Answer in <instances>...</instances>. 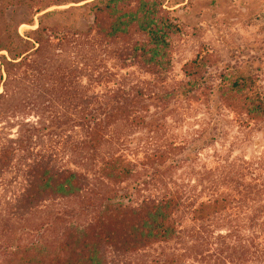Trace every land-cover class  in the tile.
<instances>
[{
  "label": "rangeland",
  "instance_id": "1",
  "mask_svg": "<svg viewBox=\"0 0 264 264\" xmlns=\"http://www.w3.org/2000/svg\"><path fill=\"white\" fill-rule=\"evenodd\" d=\"M156 1L173 24L161 72L131 59L145 34L105 42L91 17L64 12L85 0H0V17L22 35L40 19L57 28L39 53L3 71L0 264L27 257L38 236L167 200L174 236L124 252L108 246L107 264H264V118L220 93L241 79L247 96L264 100V0ZM39 160L82 173L81 196L28 211V171ZM114 165L129 176L110 179Z\"/></svg>",
  "mask_w": 264,
  "mask_h": 264
},
{
  "label": "trees",
  "instance_id": "2",
  "mask_svg": "<svg viewBox=\"0 0 264 264\" xmlns=\"http://www.w3.org/2000/svg\"><path fill=\"white\" fill-rule=\"evenodd\" d=\"M80 1L82 0H76ZM85 1L81 5L65 9L64 12L79 10L83 17H91L96 32L105 42L125 37L132 30L145 34L147 40L133 46L131 59L154 72L167 70L173 24L161 13L158 1ZM31 2L35 0H13L17 5L29 6ZM14 20L13 17H0V52H7L0 55V86L5 84L3 71L9 74L14 67L26 63L29 51L39 53L50 41L48 31L57 30L43 25L40 19L36 29L22 35L18 25H14ZM201 80H190L187 83L189 91L198 89L202 84ZM220 93L230 101L245 105L249 115L264 118V100L259 96H247L248 86L243 80L233 79L229 86L220 89ZM2 97L0 93V100ZM86 120L87 117H81L79 122L83 124ZM28 172L30 179L23 199V206L28 207V211L46 199L79 197L87 186V179L82 173L59 170L45 160L33 163ZM106 174L115 181L123 178L122 176H129L128 173L118 171L116 165ZM171 208L169 200L142 203L131 208L127 215L121 214V209L113 208L100 223L88 224L86 227L71 225L53 240L38 236L28 243L27 257H22L17 264H107L105 250L108 246L124 252L146 246L153 241L171 239L174 236Z\"/></svg>",
  "mask_w": 264,
  "mask_h": 264
}]
</instances>
